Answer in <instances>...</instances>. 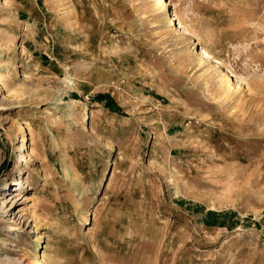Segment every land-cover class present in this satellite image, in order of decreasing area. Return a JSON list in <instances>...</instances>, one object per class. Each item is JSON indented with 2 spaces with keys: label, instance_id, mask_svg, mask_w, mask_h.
Segmentation results:
<instances>
[{
  "label": "rangeland",
  "instance_id": "1",
  "mask_svg": "<svg viewBox=\"0 0 264 264\" xmlns=\"http://www.w3.org/2000/svg\"><path fill=\"white\" fill-rule=\"evenodd\" d=\"M0 264H264V0H0Z\"/></svg>",
  "mask_w": 264,
  "mask_h": 264
},
{
  "label": "bare ground",
  "instance_id": "2",
  "mask_svg": "<svg viewBox=\"0 0 264 264\" xmlns=\"http://www.w3.org/2000/svg\"><path fill=\"white\" fill-rule=\"evenodd\" d=\"M162 1V0H161ZM171 17V16H170ZM173 18V20L171 21V23L172 24H176L177 23V17H172ZM171 19V18H170ZM201 54H202V57H203V59L204 60H210V58H211V53L206 49V48H204V47H202L201 48ZM230 78V77H229ZM229 78L228 77H224V78H222L223 79V84L224 85H226L228 82H229ZM238 78H239V76H238ZM222 81V80H221ZM73 83H75V82H73ZM11 84H10V82L8 81V80H6V79H4L3 80V82H2V86H1V89L2 90H8V89H10L11 88ZM35 145V144H34ZM33 148H35V147H33ZM116 172V169L114 168V173ZM113 173V174H114ZM112 174V175H113Z\"/></svg>",
  "mask_w": 264,
  "mask_h": 264
},
{
  "label": "trees",
  "instance_id": "3",
  "mask_svg": "<svg viewBox=\"0 0 264 264\" xmlns=\"http://www.w3.org/2000/svg\"><path fill=\"white\" fill-rule=\"evenodd\" d=\"M111 107L110 105H108V108Z\"/></svg>",
  "mask_w": 264,
  "mask_h": 264
}]
</instances>
